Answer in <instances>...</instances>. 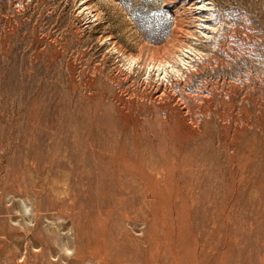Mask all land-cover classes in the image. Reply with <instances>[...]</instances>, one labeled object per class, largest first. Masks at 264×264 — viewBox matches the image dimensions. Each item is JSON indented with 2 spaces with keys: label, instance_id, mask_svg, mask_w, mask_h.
Segmentation results:
<instances>
[{
  "label": "rangeland",
  "instance_id": "obj_1",
  "mask_svg": "<svg viewBox=\"0 0 264 264\" xmlns=\"http://www.w3.org/2000/svg\"><path fill=\"white\" fill-rule=\"evenodd\" d=\"M0 104V264L264 263V0H0Z\"/></svg>",
  "mask_w": 264,
  "mask_h": 264
},
{
  "label": "bare ground",
  "instance_id": "obj_2",
  "mask_svg": "<svg viewBox=\"0 0 264 264\" xmlns=\"http://www.w3.org/2000/svg\"><path fill=\"white\" fill-rule=\"evenodd\" d=\"M158 67L159 68H162V69H164L165 71L163 72V74H162V78H166L168 75H169V73H171V74H175V73H177L179 70L177 69V68H174V67H172V68H170V69H168L167 68V66L166 65H164V63L162 64V65H160V64H158ZM168 78V77H167ZM41 101V100H40ZM37 102V101H36ZM2 103V102H1ZM1 105V104H0ZM3 106V105H2ZM5 108V107H4ZM1 110V109H0ZM31 115V114H30ZM51 115V114H50ZM5 117V116H4ZM48 117H50V116H48ZM24 118V117H23ZM35 119V118H34ZM12 121V120H11ZM18 122V121H17ZM45 122V121H44ZM14 124V123H13ZM46 127V126H45ZM12 129V128H11ZM11 131V130H10ZM13 131V130H12ZM33 132V131H32ZM17 133V132H16ZM14 136V135H13ZM50 138V137H49ZM14 140V139H13ZM14 141H16V140H14ZM35 143H37L38 144V141L35 139ZM5 144V143H4ZM0 145H3V143L1 142L0 143ZM31 145V144H30ZM20 147V146H19ZM38 146H36V148H37ZM14 149V148H13ZM39 149V148H38ZM54 149V148H53ZM255 151V150H254ZM257 151V150H256ZM6 152V151H5ZM253 153V152H252ZM3 154V153H2ZM263 160V159H262ZM12 161H14V160H12ZM251 161V160H250ZM256 161V160H255ZM260 162V161H259ZM29 164V163H28ZM126 164V163H125ZM77 165H83V166H85L86 165V160H85V155H84V159L83 160H81V162L79 163V164H77ZM73 169H75V167L77 168V166H76V164H75V161H74V163H72V166H71ZM254 167V166H253ZM249 168H250V166H249ZM253 169V168H252ZM251 169V170H252ZM261 169V168H260ZM254 170H255V168H254ZM257 170V169H256ZM256 170L255 171H253V172H256ZM3 171V170H2ZM260 171V170H259ZM97 172V171H96ZM1 175V174H0ZM4 177V176H3ZM260 178V177H259ZM7 179V178H6ZM258 180V179H257ZM6 181V180H5ZM261 181V180H260ZM4 182V181H3ZM263 182H264V180H263ZM9 186V185H8ZM12 192H14V193H22V192H24V188L21 186V184H17V186L16 187H13L12 189ZM3 195V194H2ZM3 197V196H2ZM4 198V197H3ZM100 200V199H99ZM16 201V200H15ZM9 202H11V201H9ZM259 207V206H258ZM211 212V211H210ZM36 213V212H35ZM208 214V213H207ZM210 215V214H209ZM206 218H207V215H206ZM251 220V219H250ZM202 221V220H201ZM207 221V220H206ZM148 222V221H147ZM146 222V223H147ZM205 222V221H204ZM201 223V222H200ZM210 223V222H209ZM252 223V222H251ZM258 223V222H257ZM208 224V223H207ZM82 225V224H81ZM157 226V225H156ZM173 226V225H172ZM208 226V225H207ZM214 226V225H213ZM170 227V226H169ZM202 227V226H201ZM210 227V226H209ZM208 227V228H209ZM256 227V226H255ZM258 227V226H257ZM256 227V228H257ZM254 228V227H253ZM202 229V228H201ZM208 230V229H207ZM206 230V231H207ZM213 230V229H212ZM172 231V230H171ZM202 231V230H201ZM204 231V230H203ZM211 231V230H210ZM19 232V231H18ZM175 232V231H174ZM213 232V231H212ZM1 233V232H0ZM210 233V232H209ZM83 234V233H82ZM212 234V233H211ZM16 235V234H15ZM18 235V234H17ZM196 235V234H195ZM207 235H209V234H207ZM214 236V235H213ZM6 238V237H5ZM86 238V237H85ZM213 237H210V239H212ZM126 239V238H125ZM175 239V238H174ZM214 239V238H213ZM263 239V238H262ZM63 240H64V238H63ZM70 240V239H69ZM207 240V239H206ZM200 241V240H199ZM212 241V240H211ZM210 241V242H211ZM74 242V241H73ZM128 242V241H127ZM202 242V241H201ZM209 242V241H208ZM122 245V244H121ZM12 246V245H11ZM127 246V245H126ZM170 247V246H169ZM262 247V246H261ZM28 248V247H27ZM78 249V248H77ZM126 249H127V247H126ZM263 249V248H262ZM123 250V249H122ZM75 251V250H74ZM34 252V251H33ZM263 252V251H262ZM31 253V252H30ZM37 254V253H36ZM81 255V254H80ZM121 255L122 256H124V257H128V258H133L134 257V254H130V253H128V252H126V251H124V253L123 252H121ZM176 256V255H175ZM1 257V256H0ZM17 258H18V256H17ZM89 258V257H88ZM262 258V257H261ZM264 258V257H263ZM41 259V258H40ZM43 259V258H42ZM78 260V259H77ZM82 260V259H81ZM260 261H262V260H260ZM84 262V261H83ZM136 262V261H135ZM263 262V261H262ZM260 263V262H259ZM262 264V263H261ZM264 264V263H263Z\"/></svg>",
  "mask_w": 264,
  "mask_h": 264
}]
</instances>
